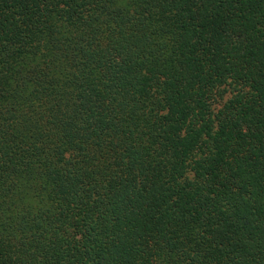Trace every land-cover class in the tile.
<instances>
[{
	"label": "trees",
	"instance_id": "trees-1",
	"mask_svg": "<svg viewBox=\"0 0 264 264\" xmlns=\"http://www.w3.org/2000/svg\"><path fill=\"white\" fill-rule=\"evenodd\" d=\"M0 264H264V0H0Z\"/></svg>",
	"mask_w": 264,
	"mask_h": 264
}]
</instances>
